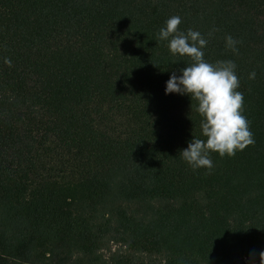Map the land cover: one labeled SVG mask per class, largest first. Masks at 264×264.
Segmentation results:
<instances>
[{"label":"trees","instance_id":"trees-1","mask_svg":"<svg viewBox=\"0 0 264 264\" xmlns=\"http://www.w3.org/2000/svg\"><path fill=\"white\" fill-rule=\"evenodd\" d=\"M171 16L204 36L206 61L235 63L254 142L210 152L211 169L179 154L204 137L197 102L164 93L192 62L157 40ZM262 249L264 0H0V264H236Z\"/></svg>","mask_w":264,"mask_h":264},{"label":"clouds","instance_id":"clouds-1","mask_svg":"<svg viewBox=\"0 0 264 264\" xmlns=\"http://www.w3.org/2000/svg\"><path fill=\"white\" fill-rule=\"evenodd\" d=\"M179 16H171L157 33V40L167 41L173 56H187L192 61L173 71L165 81L164 93L188 95L196 103L195 111L201 117L200 129L204 139L192 136L187 147L180 150L182 159L193 169H211L210 152L219 156H233L253 143L248 121L242 115L243 94L236 89L239 80L235 73V63L231 60H218L209 63L203 56L207 40L199 32L178 29ZM225 46L236 52L238 43L231 35L225 36ZM4 63L11 64L5 58ZM250 73L249 78H254ZM259 264H264V249L259 252Z\"/></svg>","mask_w":264,"mask_h":264},{"label":"rangeland","instance_id":"rangeland-1","mask_svg":"<svg viewBox=\"0 0 264 264\" xmlns=\"http://www.w3.org/2000/svg\"><path fill=\"white\" fill-rule=\"evenodd\" d=\"M236 264H259V262H251L247 260L246 258H241L237 261Z\"/></svg>","mask_w":264,"mask_h":264}]
</instances>
